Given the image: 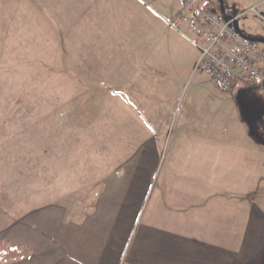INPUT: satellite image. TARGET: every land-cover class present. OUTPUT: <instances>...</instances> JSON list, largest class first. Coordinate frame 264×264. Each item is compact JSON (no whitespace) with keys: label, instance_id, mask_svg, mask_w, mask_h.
<instances>
[{"label":"rangeland","instance_id":"1","mask_svg":"<svg viewBox=\"0 0 264 264\" xmlns=\"http://www.w3.org/2000/svg\"><path fill=\"white\" fill-rule=\"evenodd\" d=\"M223 9L242 34L264 37V0H223ZM184 14L179 0H0V241L34 206L31 190L52 201L67 186L113 187L152 139L157 174L175 140L214 143L217 188L246 191L264 211L262 80L220 92L193 62L170 108L157 98L159 69L146 58L191 51ZM257 67L264 73L263 60ZM179 125H191L192 137L180 139Z\"/></svg>","mask_w":264,"mask_h":264},{"label":"crops","instance_id":"2","mask_svg":"<svg viewBox=\"0 0 264 264\" xmlns=\"http://www.w3.org/2000/svg\"><path fill=\"white\" fill-rule=\"evenodd\" d=\"M186 23L181 24L186 32L179 30L193 44L190 52L166 47L146 58L151 60L147 65L159 69L157 98L164 110L170 108L169 92L180 91L185 76L194 72L192 53L198 56V48ZM187 100L192 103L191 93ZM177 129L180 139L192 137L191 125ZM165 130L155 126L156 132ZM214 145L175 140L168 147L172 157L157 174L160 157L152 139L143 156L130 163L127 179L113 187L89 190L78 183L50 194L52 201L40 200V193L31 190L34 206L2 239L30 251L0 264H263L264 211L246 191L232 195L217 188Z\"/></svg>","mask_w":264,"mask_h":264},{"label":"built area","instance_id":"3","mask_svg":"<svg viewBox=\"0 0 264 264\" xmlns=\"http://www.w3.org/2000/svg\"><path fill=\"white\" fill-rule=\"evenodd\" d=\"M187 10L181 16L189 25L198 48L196 66L209 73L220 92L244 80H263L257 63L264 53L252 41L239 36L231 27L237 18L226 20L215 4L198 5L197 0H179Z\"/></svg>","mask_w":264,"mask_h":264},{"label":"trees","instance_id":"4","mask_svg":"<svg viewBox=\"0 0 264 264\" xmlns=\"http://www.w3.org/2000/svg\"><path fill=\"white\" fill-rule=\"evenodd\" d=\"M29 248L21 245H11L5 240L0 241V261L15 259L29 253Z\"/></svg>","mask_w":264,"mask_h":264},{"label":"water","instance_id":"5","mask_svg":"<svg viewBox=\"0 0 264 264\" xmlns=\"http://www.w3.org/2000/svg\"><path fill=\"white\" fill-rule=\"evenodd\" d=\"M219 9L221 11V13L223 14L224 18L226 20H229L231 17L227 16L224 12V9H223V0H219ZM231 27L232 29L239 35L241 36L242 38L248 40V41H252V42H262L264 43V37H261V36H246L244 34L241 33V31L239 30V27H238V24H237V21H234L232 24H231ZM262 86L264 88V78L262 80Z\"/></svg>","mask_w":264,"mask_h":264},{"label":"flooded vegetation","instance_id":"6","mask_svg":"<svg viewBox=\"0 0 264 264\" xmlns=\"http://www.w3.org/2000/svg\"><path fill=\"white\" fill-rule=\"evenodd\" d=\"M260 43H262V42H260ZM263 45H264V43H262Z\"/></svg>","mask_w":264,"mask_h":264}]
</instances>
